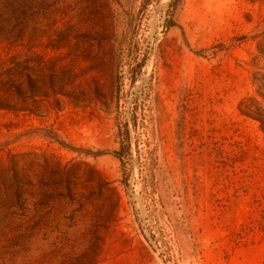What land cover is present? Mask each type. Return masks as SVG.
Returning a JSON list of instances; mask_svg holds the SVG:
<instances>
[{
  "label": "rangeland",
  "instance_id": "1",
  "mask_svg": "<svg viewBox=\"0 0 264 264\" xmlns=\"http://www.w3.org/2000/svg\"><path fill=\"white\" fill-rule=\"evenodd\" d=\"M260 118L264 0H0V264H264Z\"/></svg>",
  "mask_w": 264,
  "mask_h": 264
},
{
  "label": "trees",
  "instance_id": "2",
  "mask_svg": "<svg viewBox=\"0 0 264 264\" xmlns=\"http://www.w3.org/2000/svg\"><path fill=\"white\" fill-rule=\"evenodd\" d=\"M241 113L243 114V115H245V116H248L249 114H245L246 112H243V111H241ZM261 119V124H262V126H263V131H264V121L262 120V118H260ZM114 156L115 157H117L118 158V160L120 161V162H122V158L119 156V154L117 153V152H114Z\"/></svg>",
  "mask_w": 264,
  "mask_h": 264
}]
</instances>
